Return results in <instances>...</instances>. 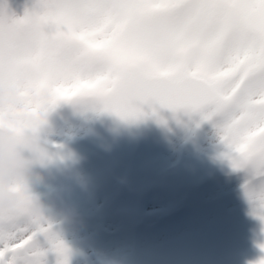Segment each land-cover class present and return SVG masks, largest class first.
Wrapping results in <instances>:
<instances>
[{
	"label": "snow or ice",
	"instance_id": "snow-or-ice-1",
	"mask_svg": "<svg viewBox=\"0 0 264 264\" xmlns=\"http://www.w3.org/2000/svg\"><path fill=\"white\" fill-rule=\"evenodd\" d=\"M33 8L34 17L28 9L15 17L0 0V32L32 18L38 31L77 42L78 68L52 82L58 95L99 86L102 110L125 120L144 103L197 112L213 122L221 155L264 161V0H36ZM70 254L39 214L0 218V264H68Z\"/></svg>",
	"mask_w": 264,
	"mask_h": 264
},
{
	"label": "rangeland",
	"instance_id": "rangeland-1",
	"mask_svg": "<svg viewBox=\"0 0 264 264\" xmlns=\"http://www.w3.org/2000/svg\"><path fill=\"white\" fill-rule=\"evenodd\" d=\"M31 2L7 0L16 15ZM146 110L152 123L136 151L94 156L64 177L43 175L35 186L53 229L71 249L68 264H247L261 255L264 225L249 214L242 172L196 167L166 176V167L182 155L188 165L204 153L223 158L226 148L213 122L197 112L166 113L158 105ZM111 114L75 112L61 101L50 116V139L73 141ZM170 216L176 222L168 226ZM159 221L164 227L150 231ZM109 230L117 233L106 237Z\"/></svg>",
	"mask_w": 264,
	"mask_h": 264
},
{
	"label": "clouds",
	"instance_id": "clouds-1",
	"mask_svg": "<svg viewBox=\"0 0 264 264\" xmlns=\"http://www.w3.org/2000/svg\"><path fill=\"white\" fill-rule=\"evenodd\" d=\"M35 2L25 7L33 17L38 14ZM25 9L21 15L12 10L7 14L21 17ZM80 58L75 40L59 38L51 30L38 31L32 18L0 32V218L27 221L39 214L48 220L35 186L42 182L49 164L72 155L67 144L50 139V116L56 105L63 101L75 112L103 111L100 98L104 92L99 86L63 96L51 86L75 71ZM145 106L152 108L144 103L140 105L143 111ZM222 156L232 171L243 173L241 190L249 214L260 219L264 216V161L237 153ZM261 252L247 264H261Z\"/></svg>",
	"mask_w": 264,
	"mask_h": 264
},
{
	"label": "water",
	"instance_id": "water-1",
	"mask_svg": "<svg viewBox=\"0 0 264 264\" xmlns=\"http://www.w3.org/2000/svg\"><path fill=\"white\" fill-rule=\"evenodd\" d=\"M160 107L166 111L182 110H173L167 106ZM150 123L151 118L146 114L145 109L142 115L131 120L121 119L114 114L102 120L90 135L77 143L67 144L72 149V155L52 162L45 170L50 174H63L94 154L134 150L139 145L140 135L145 132ZM200 164L209 165L220 171L230 169L229 163L209 155H205ZM56 168L57 170H55ZM181 169L189 170L190 168L184 167L183 161H181L168 170L172 174Z\"/></svg>",
	"mask_w": 264,
	"mask_h": 264
},
{
	"label": "bare ground",
	"instance_id": "bare-ground-1",
	"mask_svg": "<svg viewBox=\"0 0 264 264\" xmlns=\"http://www.w3.org/2000/svg\"><path fill=\"white\" fill-rule=\"evenodd\" d=\"M145 172H146V171H145ZM153 172L156 174L157 177H159V175H160V171H159V170H153ZM147 187H148V188H152V187H154V185H149V186H147ZM173 218H174L173 216H170V217H169L170 220H167V221L165 220V223H166L168 226H170V225H172V224H175L176 221H175V219L173 220Z\"/></svg>",
	"mask_w": 264,
	"mask_h": 264
}]
</instances>
